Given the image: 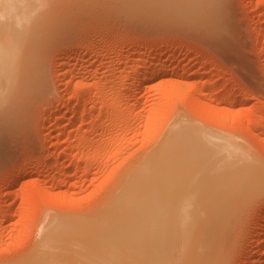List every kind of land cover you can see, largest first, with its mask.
Listing matches in <instances>:
<instances>
[{
    "label": "rangeland",
    "instance_id": "rangeland-1",
    "mask_svg": "<svg viewBox=\"0 0 264 264\" xmlns=\"http://www.w3.org/2000/svg\"><path fill=\"white\" fill-rule=\"evenodd\" d=\"M173 1L180 11L165 0L27 1L35 22L53 11L68 22L41 65L0 73V264H101L103 250L119 252L131 240L80 233L142 226L141 209L116 201L182 121L202 150L237 144L264 167V0ZM10 35L0 30V54L11 38L10 56L23 58L25 42ZM262 192L242 199L226 264H264ZM116 212L129 215L117 223ZM89 248H101L98 263Z\"/></svg>",
    "mask_w": 264,
    "mask_h": 264
},
{
    "label": "bare ground",
    "instance_id": "bare-ground-1",
    "mask_svg": "<svg viewBox=\"0 0 264 264\" xmlns=\"http://www.w3.org/2000/svg\"><path fill=\"white\" fill-rule=\"evenodd\" d=\"M27 1L28 0H0V30L3 32L10 31V36H15L16 41L25 42L28 50L26 56L23 58L17 57L13 60L10 54L12 44L15 41L11 38H7V46L10 48V53L0 54V73H5L7 71L9 63L13 65V72L15 71L17 73L18 62L21 64L20 69L25 71L27 68L28 70V67H32V62H35V58L44 51H52V49L56 47L57 41L55 38L49 37V35L56 31L59 32L63 28L65 30V22L63 23V21H65L68 16L61 17L62 15L60 16L57 12L55 13L53 11L48 17L39 19L35 22L34 18L32 19L33 14L29 10V8L32 10L33 7ZM191 1L195 0H184L186 4ZM18 3L23 5L18 6ZM40 6L38 7L40 8ZM175 6L176 4L173 0H165V7L168 12L169 10L171 11V9L175 10ZM43 8L37 11H42L44 10ZM175 11L180 10L176 9ZM43 13L45 15L47 12ZM62 18L65 20L62 21ZM77 22L80 21L77 19ZM41 41L42 43L45 41L42 46L40 44ZM41 50H43V52H41ZM41 62L36 61V66H39L38 64L41 65ZM33 68H35V65ZM70 71L71 70H69V72ZM42 72L44 73L45 71ZM42 72L40 71V73ZM151 74H153V72ZM35 75L34 77L37 79V74ZM152 76L153 75L150 77ZM32 78L33 77L29 76L28 80H32ZM28 80L26 82H28ZM30 81L28 84L31 83ZM1 83L2 82H0V94L3 92ZM32 83L29 85L31 88H33L34 84ZM40 83L37 82V84ZM28 84L25 86L29 87ZM28 89L26 90L27 92ZM35 91H37V89ZM27 92H24V97ZM81 94L82 93H80V95ZM2 96H4V94ZM40 97L41 96H39V98ZM23 100L24 99H20L19 102ZM17 107H19V105ZM17 107L16 109H18ZM77 110L79 109L75 108V110H73V116L78 114ZM182 122L179 124L177 123L178 126L175 124V127L172 126L173 130L170 133L171 135L168 136V139L164 143L161 142L163 144L161 148L158 146V149L160 148V150H156L158 153L152 151L155 153V158L153 159L151 157L152 160H150V162L148 161L149 164H144V166L146 165L145 167L141 168L138 172L136 171L137 176H135V174L133 175L135 176V178L133 177L134 180L131 182L129 179L128 181L126 180L129 182V184H127L128 186L124 189L121 197H117L119 200H115L117 205L115 204L116 202L114 205L121 210L127 207L141 209L140 218L142 226L138 230L128 228L126 230L119 229L120 231L109 232V229L104 230L103 227H98L92 229V231H82L80 233L82 236H89L88 238H97L98 240H103L105 238L108 240L113 239L115 242L117 240V242H119V239L121 242L122 238V240H126V242L131 240L127 245L125 244L126 246H124V248L122 247L119 252H114L115 254L111 253L110 248L106 256H104L105 253H103L106 252L105 250L100 254L101 251L99 252V249L101 248H97L98 250L94 248L93 251L91 250L93 247L90 246L92 248H89V253L93 252L91 255L94 257L88 253L93 259L88 257L89 259L86 258L85 260L88 261L91 259L98 263L101 259V264H105L107 261L108 264H110V262L111 264H226L231 253L232 244L234 243V234L237 232L235 230L238 228V226L236 228L240 215L238 210L242 209V207L240 208V205L243 206L241 202H246V200L242 199H247L249 196H252L253 193L254 196L255 194L259 195L263 193L262 191H264V188L259 189V185H261V181L264 180V167L261 169L262 163L260 166H257L259 163L256 165L255 162L249 160L245 153L238 149L237 144V146L235 144L233 145V152L230 154L227 150H224V153L220 151L223 156L219 155L218 152L222 149L220 146H218V150L217 147H214L215 145L213 146L214 149L213 147L208 148V146L204 145L205 150H202L204 148H200L203 144L200 143L199 135L192 130V127L190 128L188 126L189 123L187 127L186 121H184L185 123ZM194 133L196 135H193ZM215 150H218V155L214 152ZM151 154L150 152V155ZM224 155L227 161L224 159ZM218 156L221 158L224 157L222 158L223 160ZM146 158V160L150 159L148 157ZM241 161H243V163ZM143 162H145V160ZM136 167L140 168V165ZM260 173L262 174L260 175ZM255 186L259 190H257ZM121 187H123V185ZM252 188L257 191L253 190L252 192ZM242 195L244 198H240ZM247 195L249 196L247 197ZM111 200L109 202H111ZM149 207L156 208V211L149 212ZM112 213H110V211L106 212L103 217L111 218L113 216ZM126 215L124 212H118V214L116 212L115 217L116 220H118L117 223L124 222ZM259 235L262 234L260 233ZM116 236L117 239L115 238ZM139 237L141 241H138ZM121 243L124 245L123 242ZM130 244L131 246H129ZM117 245H119V243ZM261 246L259 248H261ZM95 250L99 252L100 256L102 255L98 261L95 258H99L100 256L97 257V255H95ZM111 254L114 255L112 256ZM103 259L106 261H104L105 263H103Z\"/></svg>",
    "mask_w": 264,
    "mask_h": 264
}]
</instances>
